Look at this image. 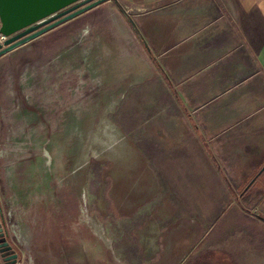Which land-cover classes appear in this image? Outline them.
I'll return each mask as SVG.
<instances>
[{"label":"rangeland","instance_id":"1","mask_svg":"<svg viewBox=\"0 0 264 264\" xmlns=\"http://www.w3.org/2000/svg\"><path fill=\"white\" fill-rule=\"evenodd\" d=\"M130 21L102 0L45 36L37 57L8 59L2 264H264L246 182L225 181L188 130V148L174 133L160 144L161 107L169 126L186 120L146 54L127 53Z\"/></svg>","mask_w":264,"mask_h":264},{"label":"crops","instance_id":"2","mask_svg":"<svg viewBox=\"0 0 264 264\" xmlns=\"http://www.w3.org/2000/svg\"><path fill=\"white\" fill-rule=\"evenodd\" d=\"M114 2L134 21L128 37L138 44L127 53L134 54L137 48L146 54L154 69L151 78L169 87L186 120L183 123L176 115L169 126L166 104L161 107L160 144L174 133V147L188 148L183 136L188 130L190 147L204 149L207 164L225 181L227 177L246 182L243 190L255 198V213L264 222V0ZM69 19L1 53L0 84L3 72L12 65L8 59L18 54L26 57L35 47L32 58L37 57L38 43ZM3 94L0 88V134L6 109ZM231 188L228 185L230 197Z\"/></svg>","mask_w":264,"mask_h":264},{"label":"water","instance_id":"3","mask_svg":"<svg viewBox=\"0 0 264 264\" xmlns=\"http://www.w3.org/2000/svg\"><path fill=\"white\" fill-rule=\"evenodd\" d=\"M102 0H0V54Z\"/></svg>","mask_w":264,"mask_h":264},{"label":"built area","instance_id":"4","mask_svg":"<svg viewBox=\"0 0 264 264\" xmlns=\"http://www.w3.org/2000/svg\"><path fill=\"white\" fill-rule=\"evenodd\" d=\"M6 35L0 33V42H2L5 39Z\"/></svg>","mask_w":264,"mask_h":264},{"label":"flooded vegetation","instance_id":"5","mask_svg":"<svg viewBox=\"0 0 264 264\" xmlns=\"http://www.w3.org/2000/svg\"><path fill=\"white\" fill-rule=\"evenodd\" d=\"M4 248H5L4 251L10 250L8 245H5Z\"/></svg>","mask_w":264,"mask_h":264}]
</instances>
